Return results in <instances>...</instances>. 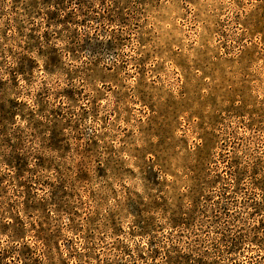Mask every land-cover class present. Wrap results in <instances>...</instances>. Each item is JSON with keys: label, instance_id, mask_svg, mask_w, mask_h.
<instances>
[{"label": "rangeland", "instance_id": "rangeland-1", "mask_svg": "<svg viewBox=\"0 0 264 264\" xmlns=\"http://www.w3.org/2000/svg\"><path fill=\"white\" fill-rule=\"evenodd\" d=\"M0 264H264V0H0Z\"/></svg>", "mask_w": 264, "mask_h": 264}]
</instances>
